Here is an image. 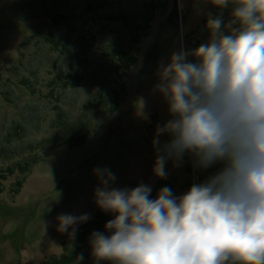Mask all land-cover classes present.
Returning a JSON list of instances; mask_svg holds the SVG:
<instances>
[{"label":"clouds","instance_id":"obj_1","mask_svg":"<svg viewBox=\"0 0 264 264\" xmlns=\"http://www.w3.org/2000/svg\"><path fill=\"white\" fill-rule=\"evenodd\" d=\"M204 3L219 10L205 17L207 40L155 68L150 94L168 118L154 127L151 173L167 180L185 157L195 173L216 170L180 195L164 185L153 196L151 183L120 187L110 167H94L93 202L111 217L89 236L94 264H264V0ZM136 112L149 121L143 97ZM89 219L60 214L57 231L74 240Z\"/></svg>","mask_w":264,"mask_h":264},{"label":"rangeland","instance_id":"obj_2","mask_svg":"<svg viewBox=\"0 0 264 264\" xmlns=\"http://www.w3.org/2000/svg\"><path fill=\"white\" fill-rule=\"evenodd\" d=\"M89 1L98 2H72L77 24L72 34L71 57L65 58L45 38L53 29L56 40L64 45L67 30H55L51 21L39 17L45 11L42 7L50 11L53 0H0V139L11 125V116L26 107H38L40 119L39 131L30 124L26 143L53 134L50 124L56 118V106L70 110L73 117L86 112V105L95 93L94 77L114 64L101 47L123 33L120 23H109L101 16L136 10L132 5L138 4L137 0H114L112 6L102 5L97 14L95 8L85 5ZM169 1L166 12L154 19L138 44L136 62L122 79L126 90L116 111L112 115L99 112L98 117L92 114L95 133L85 143L74 149L55 150L24 175L18 169L12 173L5 170L17 159H0V171L5 170L6 175L0 179V264H42L62 254V245L70 238L67 233L57 231L56 217L88 213L91 221L101 213L93 202L96 181L91 174L98 165L110 167L116 173L117 186L151 183L153 196L162 182L169 184L176 195L198 182L187 167L188 157L178 168L169 163L167 180H157L151 173L154 127L168 118L159 96L150 94L157 62L181 47L194 49L205 42L204 28L200 27L207 13L215 10L204 0ZM90 32L106 33L105 41L99 36L91 46L78 40L80 34ZM59 76L66 82L64 88L51 84ZM140 97L146 101L147 122L137 116L136 101Z\"/></svg>","mask_w":264,"mask_h":264},{"label":"trees","instance_id":"obj_3","mask_svg":"<svg viewBox=\"0 0 264 264\" xmlns=\"http://www.w3.org/2000/svg\"><path fill=\"white\" fill-rule=\"evenodd\" d=\"M73 1L74 0H53L50 11H48L46 7H42V10L45 9V11L41 12L39 15L41 19L47 18L51 21L55 30H67V37L65 38L66 42L64 45L63 41L56 40L53 29L45 38L50 44H52L53 50L59 52L60 55L65 58L71 57L70 47L73 43L72 34L77 24V16L72 3ZM89 2L90 3L86 2L85 5H88L90 8H95L97 13L98 10L102 9V5L112 6L114 0ZM137 3L138 4L136 5H132L136 10L128 12L121 11L116 14L110 12L108 15L101 16L102 20L109 23H120L123 26V33H120L117 38L115 37L112 39L113 41H111V43L104 44L105 46L101 47L103 54H106L108 58H111L114 61V64L109 67L108 71H104L100 75L96 74L94 77L93 88L95 93L93 94L92 99L89 100V104L86 105V112L77 117H73L70 110H65L59 105L56 106V118L52 120L50 124V127L53 129V134L50 135V137H42L39 140L34 139L33 143L28 141V143H26L25 138L27 137V131L31 129L30 124L32 127H35L36 130H40L38 123L40 120L38 117V107H26L18 115L11 116V125L6 131H4L5 134L0 139V159H3L4 161H15V159H17L18 161L9 167H6L5 170H7V173H12L18 169L20 174L24 175L30 170V167H32L33 164L37 161L40 162L45 156H50L55 150L62 147L74 149L75 147L82 145L95 133L93 118L98 117L99 112H102L103 115H112L116 111L126 90L125 83L122 79L127 75L136 62L137 55L139 54L138 44L140 43L141 38L146 36L144 33L149 31L154 19L159 14L166 12L170 1L137 0ZM218 11L219 10L215 9L212 13L217 14ZM230 11V7L223 10L222 15L225 22L230 19ZM204 24L200 27L201 30L204 28ZM85 34H80L78 38L79 41L85 44L92 46L97 43V38H100L101 36L103 41H105L106 33L90 32L88 34L89 36L87 33ZM207 35V32L204 30V34H202L203 39H207ZM88 40L92 43L90 44ZM69 72H71V70H69ZM61 74L65 75V72L62 71ZM69 78L71 79V77H68V79ZM74 78H78V76ZM76 81H79V79ZM51 84H53V87L55 84H59L64 88L63 86L66 85V82L62 76H59L58 78L53 79ZM67 84L69 85V83ZM112 84H116L117 87ZM26 85L29 87V82L26 81ZM51 93L53 92L51 91ZM92 114H94V117ZM3 164L5 165L6 163L4 162ZM186 164L189 171L198 177V181L203 180L206 175L216 170L215 168H212L203 173H195L194 171L192 172L190 161H187ZM5 170L0 171L1 180L5 179ZM16 184L18 188L21 187V182ZM164 185L170 187L169 184L164 182L159 183L155 188L154 196ZM1 192L2 185L0 183V194ZM13 193L15 194L16 192L14 191ZM110 218L111 217L107 214L102 212L99 213L95 219L87 222L78 230L74 240L70 239L63 243V251L60 256L51 257L42 264H75L74 260L80 254H83L84 256L82 264H94L93 259L90 256L88 243L89 236L93 231H102L104 224Z\"/></svg>","mask_w":264,"mask_h":264}]
</instances>
